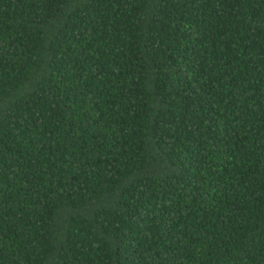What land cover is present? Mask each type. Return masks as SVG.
Returning <instances> with one entry per match:
<instances>
[{"label":"trees","instance_id":"trees-1","mask_svg":"<svg viewBox=\"0 0 264 264\" xmlns=\"http://www.w3.org/2000/svg\"><path fill=\"white\" fill-rule=\"evenodd\" d=\"M0 264H264V0H0Z\"/></svg>","mask_w":264,"mask_h":264}]
</instances>
